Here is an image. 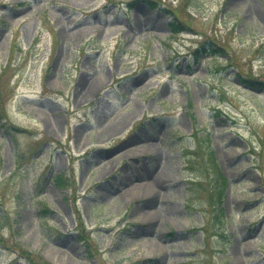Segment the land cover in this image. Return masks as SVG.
Returning a JSON list of instances; mask_svg holds the SVG:
<instances>
[{"label": "rangeland", "instance_id": "374dc122", "mask_svg": "<svg viewBox=\"0 0 264 264\" xmlns=\"http://www.w3.org/2000/svg\"><path fill=\"white\" fill-rule=\"evenodd\" d=\"M0 219V264H264V0H0Z\"/></svg>", "mask_w": 264, "mask_h": 264}, {"label": "trees", "instance_id": "16d2710c", "mask_svg": "<svg viewBox=\"0 0 264 264\" xmlns=\"http://www.w3.org/2000/svg\"><path fill=\"white\" fill-rule=\"evenodd\" d=\"M200 146H203V148H205V151H206V154H207L209 160L212 161V171L214 173L213 188H214L215 192L217 193L216 197H217V202L219 204L222 201L226 183H225L224 177L220 173V168L218 167V165H216L214 152H213V149H212L211 143H210L209 134L201 135L197 148H199ZM62 179H63L62 176L57 177V181L59 183H62ZM10 225H11V221H2V219H0V234L4 231V229L6 227H8ZM15 245H18V247H19L16 250V252L19 253L20 255H22V257H27L30 261L29 264H31L32 261H34V256H35L34 253L31 252L30 250H28L26 247H24L23 244H19L18 241L15 242Z\"/></svg>", "mask_w": 264, "mask_h": 264}, {"label": "bare ground", "instance_id": "6f19581e", "mask_svg": "<svg viewBox=\"0 0 264 264\" xmlns=\"http://www.w3.org/2000/svg\"><path fill=\"white\" fill-rule=\"evenodd\" d=\"M163 182H162V184L161 185H167L166 184V182H164L165 180H162ZM166 201V200H165ZM164 208H165V206H164ZM160 211V210H159Z\"/></svg>", "mask_w": 264, "mask_h": 264}]
</instances>
